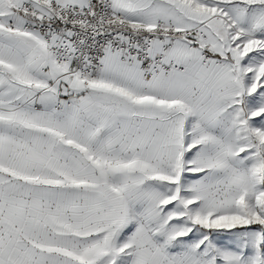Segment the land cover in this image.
Listing matches in <instances>:
<instances>
[{"label": "snow or ice", "instance_id": "6c2138e0", "mask_svg": "<svg viewBox=\"0 0 264 264\" xmlns=\"http://www.w3.org/2000/svg\"><path fill=\"white\" fill-rule=\"evenodd\" d=\"M0 264H264V0H0Z\"/></svg>", "mask_w": 264, "mask_h": 264}]
</instances>
